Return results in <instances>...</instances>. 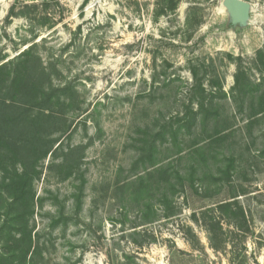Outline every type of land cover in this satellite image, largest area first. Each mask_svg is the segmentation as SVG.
I'll use <instances>...</instances> for the list:
<instances>
[{"label":"rangeland","instance_id":"374dc122","mask_svg":"<svg viewBox=\"0 0 264 264\" xmlns=\"http://www.w3.org/2000/svg\"><path fill=\"white\" fill-rule=\"evenodd\" d=\"M247 1L242 26L223 0H0V51L36 44L76 92L51 124L65 151L42 162L28 264H264V114L231 99L239 73L264 78V0ZM200 84L227 94L221 133L200 127L179 149L168 127L197 110ZM142 152L154 159L137 164Z\"/></svg>","mask_w":264,"mask_h":264},{"label":"trees","instance_id":"16d2710c","mask_svg":"<svg viewBox=\"0 0 264 264\" xmlns=\"http://www.w3.org/2000/svg\"><path fill=\"white\" fill-rule=\"evenodd\" d=\"M10 14L16 15L15 10L12 9ZM43 62L36 44L14 58L0 51V264L29 263L28 257L34 254V231L30 222L39 201V198L36 200L35 185L43 175L42 162L51 155L55 163L59 152L65 151L60 138H54L58 132L52 131L51 124L60 122L62 109L72 106L76 92L71 85L54 84ZM242 79L239 73L231 90V99L239 104V112L244 111V102H259L249 109L251 120L264 114V78L262 83L255 85L250 81L245 84ZM218 88L213 92L202 84L196 85L192 105L196 104L197 110L187 108L182 117L176 116L169 124V133L178 148L179 135L193 136L200 127L205 133L212 125L216 137L220 136L223 117L215 99L217 95L226 98L227 94L221 85ZM151 154L140 153L137 164L144 165L148 156L151 162L154 159ZM59 167L68 178L76 176V158L73 162L67 158L59 160ZM232 168L233 161L229 170ZM156 171H162L160 177L169 184L174 179L177 185H184L180 172L170 173L164 166ZM170 185L175 188L174 184ZM167 196V193L163 194L164 199ZM231 206L226 205L227 210L237 213Z\"/></svg>","mask_w":264,"mask_h":264},{"label":"water","instance_id":"95a60500","mask_svg":"<svg viewBox=\"0 0 264 264\" xmlns=\"http://www.w3.org/2000/svg\"><path fill=\"white\" fill-rule=\"evenodd\" d=\"M223 8L230 14L232 25H246L251 13V4L246 0H223Z\"/></svg>","mask_w":264,"mask_h":264},{"label":"bare ground","instance_id":"6f19581e","mask_svg":"<svg viewBox=\"0 0 264 264\" xmlns=\"http://www.w3.org/2000/svg\"><path fill=\"white\" fill-rule=\"evenodd\" d=\"M222 9H224L223 6H222ZM224 10H225V9H224ZM225 11H226V10H225Z\"/></svg>","mask_w":264,"mask_h":264}]
</instances>
